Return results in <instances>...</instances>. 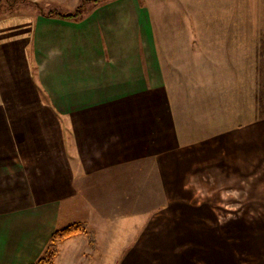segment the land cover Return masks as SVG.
<instances>
[{
  "label": "crops",
  "instance_id": "0c3cea01",
  "mask_svg": "<svg viewBox=\"0 0 264 264\" xmlns=\"http://www.w3.org/2000/svg\"><path fill=\"white\" fill-rule=\"evenodd\" d=\"M260 4L256 28L241 8L229 28L157 29L149 0H106L80 19L1 15L0 264H32L75 221L95 246L72 236L57 264H245L246 247L217 231L232 222L204 219L191 200L232 166V142L261 140L263 93L248 94L264 77ZM237 70L233 125L217 101Z\"/></svg>",
  "mask_w": 264,
  "mask_h": 264
},
{
  "label": "rangeland",
  "instance_id": "374dc122",
  "mask_svg": "<svg viewBox=\"0 0 264 264\" xmlns=\"http://www.w3.org/2000/svg\"><path fill=\"white\" fill-rule=\"evenodd\" d=\"M103 1L106 0H100V2ZM149 1L153 9L154 27L161 30L195 29L198 28L199 23L206 26L209 23L210 28H218L221 24L225 28H229L225 24L229 22V19L225 20V17L229 18L231 15L232 22H234V15L239 14L241 8L247 14L250 12L248 14V16H252L250 27L256 28L255 24L257 22L261 23V17L263 16V5L260 4V0H255L251 5L248 4L249 12H247V4L243 5L242 3L243 1L250 3L252 0ZM81 4L84 5L86 13L95 7L93 0H0V16L16 11H72ZM208 16L210 19L207 18ZM211 18L215 19L217 27L216 24L212 26L213 21ZM238 22L239 27H237H242L241 24H244L243 19ZM227 40H229V37L221 38V45L225 44ZM227 71L229 72V70ZM220 72L224 73V70H220ZM230 74L231 77L228 80L226 79V81H229L228 86H230V91L227 88L229 100L228 102H221L222 105L220 106H218L217 101V110L225 111L226 109V116L235 125L238 124L240 117L238 114L239 101H235L236 96L239 94L240 78L238 70L236 71V78H232L234 72L231 71ZM250 85L254 86L256 91L258 88V94L262 92L264 97V77L258 80L254 78L249 80L248 94L251 92ZM252 102V99L248 100V105ZM250 133L255 134V131ZM259 138L261 140L257 143L258 147L255 142H252L254 139L250 135L248 140L245 141L246 143L241 144V147L240 143L235 144L232 142L230 144V155L234 159L232 166L229 170L227 169L228 171H218L223 168L219 169L217 167L216 174L213 176L214 179L200 181L199 184L196 182L198 186H194L193 192L195 195L191 200L193 201L192 204L198 202V208H200L198 213L204 216V219L232 222L231 229L221 228L217 231L230 234L235 247H246V249L240 248L243 251L245 264H256L258 261L264 262V148L262 149V157L259 156L260 153L256 156V148L264 147V129H262V135ZM243 139L244 137L240 134L236 136L237 142ZM245 144L250 146V149L247 150L248 153L242 150ZM259 145H262V147H259ZM218 151L223 150L219 149ZM249 160H254V164H251V162L248 165ZM206 202L207 205H205ZM196 205L194 204V206ZM208 209L211 211H207ZM227 234H221L218 237H224ZM258 249H261V252H258Z\"/></svg>",
  "mask_w": 264,
  "mask_h": 264
},
{
  "label": "trees",
  "instance_id": "16d2710c",
  "mask_svg": "<svg viewBox=\"0 0 264 264\" xmlns=\"http://www.w3.org/2000/svg\"><path fill=\"white\" fill-rule=\"evenodd\" d=\"M98 3H100V0H93L94 5ZM85 13V7L83 4L77 6L72 11L64 12L60 10H49L45 12L47 15H55L69 19H80ZM78 234H85L88 238L89 246H95V234L94 231L89 227V224L86 221H75L55 229V231L51 234L43 253L32 264H57L56 257L59 253L60 243Z\"/></svg>",
  "mask_w": 264,
  "mask_h": 264
}]
</instances>
